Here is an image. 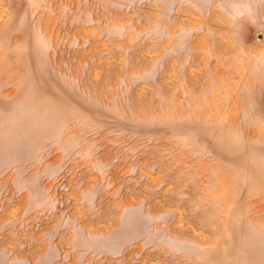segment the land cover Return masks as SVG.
<instances>
[{
    "label": "rangeland",
    "instance_id": "rangeland-1",
    "mask_svg": "<svg viewBox=\"0 0 264 264\" xmlns=\"http://www.w3.org/2000/svg\"><path fill=\"white\" fill-rule=\"evenodd\" d=\"M0 264H264V0H0Z\"/></svg>",
    "mask_w": 264,
    "mask_h": 264
}]
</instances>
